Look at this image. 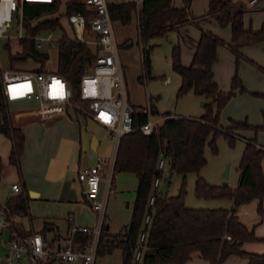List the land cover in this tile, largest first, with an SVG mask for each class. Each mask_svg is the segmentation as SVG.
<instances>
[{"label":"trees","instance_id":"1","mask_svg":"<svg viewBox=\"0 0 264 264\" xmlns=\"http://www.w3.org/2000/svg\"><path fill=\"white\" fill-rule=\"evenodd\" d=\"M190 1L183 0L182 7H175L172 0H140L139 5L133 1L107 4L112 22L118 21L126 25L135 14L138 38L142 43H146L151 38L166 35L169 31H178L183 25L194 24L200 35L190 64L188 66L182 64L178 44L172 46L171 63L173 70L180 77L177 96L191 91L203 96L206 101L203 104L204 112L200 116H169L148 135L138 130L147 116L135 111L133 118L135 129L120 136L116 145L112 172V179L116 172L132 173L137 179L131 221L122 232L115 235L106 233L104 224L102 225L96 257L119 249L121 264H184L190 259L191 253L197 251L209 264H223L224 260L231 255L245 258V264H264V252L254 253L242 249L244 242L264 241V239L258 238L253 229L246 227L235 213L237 206L256 199L257 214L260 217L264 216L262 167L264 146L258 145L255 138L245 143L238 165L239 181L236 187L231 188L227 184L211 185L203 177H196L194 186L196 196L228 198L233 204L231 208H190L184 203L186 194L184 175L188 172H198L205 164V145H209L215 152V141L220 135L232 143L235 136L227 130L231 127L235 130H252L255 134L258 131H264V109L261 111L260 125H251L246 120H232L231 126L225 128L219 121L220 110L230 98L237 91H245L237 74V67L244 59L241 48L264 39V18L259 29L246 28L243 23V5L236 6L233 0H209L208 10L199 17V20L210 17L214 18L220 27H229L231 38L229 42H226L197 23V19L191 15L189 9ZM60 4L61 0H52L50 3L24 2L23 28L27 35L53 31L63 36L57 43V63L51 71L60 74L69 82L73 99L78 100L80 78L86 72L88 65L92 63L96 48L86 43L65 39L66 33L60 23V17L63 14L81 13L87 20L93 15V10L83 0H67L63 14L49 17L58 11ZM262 10L264 12V8ZM86 26L88 27V24ZM18 43L21 47L20 51L9 52V60L21 62L31 59L37 63L33 71H45L47 52L36 48L31 38L19 39ZM8 44L9 41L4 42V47L9 50ZM219 46L227 47L234 57L235 73L231 78L228 91H222L213 78L212 65ZM150 50L151 46H144L141 51V61L145 71L149 70ZM257 67L264 71V68ZM254 94L261 97L264 102V93ZM151 113L155 114L156 111L151 108ZM0 133L10 140L8 161L15 167L18 176H21L20 161L25 137L23 130L12 122L9 102L3 95L1 83ZM161 152L166 157L169 172L175 171L182 175V181L176 195L156 198L148 228L146 249L141 262L133 263L132 252L140 230L152 179L161 174V171L156 168L158 155ZM1 170L0 158V173ZM5 202L16 224V218L28 216V203L24 193L13 195ZM46 231L53 233L51 241H57L60 238L54 234L56 228L45 222L44 229L39 233L46 243L48 242ZM20 233H26V231H20ZM91 237V234L76 232L74 241L83 247L90 242ZM50 262L52 261L47 263Z\"/></svg>","mask_w":264,"mask_h":264},{"label":"rangeland","instance_id":"2","mask_svg":"<svg viewBox=\"0 0 264 264\" xmlns=\"http://www.w3.org/2000/svg\"><path fill=\"white\" fill-rule=\"evenodd\" d=\"M66 0H61L59 9H62ZM107 4L121 3L127 1H133L139 5L140 0H105ZM236 6L243 5V9L255 7L258 0L253 4H248V0H233ZM264 3V2H263ZM172 4L180 6L183 4V0H172ZM209 0H191L190 10L193 17H198L205 14L208 10ZM259 5V4H258ZM259 8H264V4L259 5ZM244 13V12H243ZM262 14L259 11L247 12L243 14L244 27L251 28L253 30L258 29L261 24ZM63 29L66 33H71V27L63 20ZM17 21L12 22L11 28L8 33L9 39L0 40V67L10 69L14 71H33L37 63L31 59L25 61H10L8 58L9 52L15 53L20 51V45L15 39L17 31ZM214 24V28L218 35L224 40L230 38V28H220ZM256 26V27H254ZM112 28L114 31L115 40L118 45V56L123 70L125 88L130 105L134 107H149L156 111L152 114L154 117L169 115L172 113L182 116H200L204 112L203 104L206 99L201 95H196L189 91L180 96H177V90L180 85V77L177 72L172 68L171 63V51L172 46L179 45L180 58L182 64L190 62L192 57V46L190 45V38L197 35L198 32L195 27L190 26L191 29L181 33V37L177 34V31H169L166 35L160 37H154L149 39L146 43H142L138 38V32L136 27V16L132 15L131 21L122 25L118 21L112 22ZM58 33H54L53 37H57ZM179 36V37H178ZM9 41V50L4 47V42ZM144 46H151L149 52V70L145 71L141 61V51ZM40 50L47 52L48 60L45 63V68L52 70L57 63V45L54 41H47L45 45H42ZM13 55V54H12ZM215 73L214 76L218 78L225 77L227 69H230V76L225 79V82L221 88L224 91L230 89V82L233 74L235 73L234 57L225 46H219L216 53ZM184 61L186 63H184ZM258 64L264 66L260 62ZM237 74L241 80L242 85L245 87V91L236 92V94L230 98L226 105L220 110L219 121L222 124H226L229 118L242 119L247 118V122L251 124L261 123L262 117L260 109L263 106V100L257 96L256 91H264V71L259 69L255 64L240 61L237 67ZM224 80V79H223ZM222 82V81H221ZM75 100V99H74ZM77 101V100H75ZM36 105L35 101L20 99L10 101V110H26L33 108ZM72 118H75L73 112H70ZM74 115V116H73ZM78 121L84 127L90 126V120L86 116L78 115ZM232 123H230V127ZM226 128V127H225ZM229 133L235 136L232 143H229L223 136H218L215 141L216 151H212L209 145L204 147L205 164L199 169L198 172H188L184 175L185 181V197L184 203L190 208H231L232 201L228 198H203L195 195L194 186L197 176L203 177L211 185L227 184L229 187L234 188L237 186L239 177V161L245 147V141L243 138L238 137V133L242 130H235L234 128L227 129ZM99 138L102 140H109L110 133L99 127L96 131ZM258 142L264 143V131L257 132ZM111 140V139H110ZM112 151L114 147V141L111 140ZM112 151L110 156L111 159ZM94 152L90 150L89 157L92 159ZM108 162V161H107ZM107 167V163H105ZM182 175L173 171L171 178H169V172H163V179L159 186L161 192L168 191L169 195H176L180 183L182 181ZM169 178V179H168ZM104 182L101 183V188L104 186ZM110 192L105 197V220L104 231L108 234L115 235L124 230L131 221V216L134 207V201L136 198L137 179L134 174L129 172H116L110 183ZM84 205V204H83ZM249 203V206L242 208V215L247 226L253 229L254 234L264 237V216L260 217L257 214V206ZM85 214H82L84 219L92 220L93 225L97 221V215L87 205ZM264 207V202H263ZM23 218V217H22ZM25 218V217H24ZM262 221V222H260ZM24 227H28L27 220H23ZM33 228L35 230H43L44 224L42 221L33 220ZM8 233L7 231H5ZM4 232V233H5ZM3 235V234H2ZM46 237L48 239L47 245L49 248L56 246V241H51L52 232L46 231ZM262 247L259 253L264 252V241H248ZM245 258L240 256H234L230 258L227 264H241ZM121 251L114 249L110 253L97 256L95 258V264H121ZM22 264H29L27 261H22ZM43 264H66L58 260H54L50 263ZM69 264H79L78 262Z\"/></svg>","mask_w":264,"mask_h":264},{"label":"built area","instance_id":"3","mask_svg":"<svg viewBox=\"0 0 264 264\" xmlns=\"http://www.w3.org/2000/svg\"><path fill=\"white\" fill-rule=\"evenodd\" d=\"M26 1L52 2V0H0V40L10 38L8 31L12 22L16 20L15 39L17 41L22 38H31L38 49L47 41H54L57 45L63 36L58 34L57 37H53L55 33L53 31L37 35L25 34L23 10ZM256 1L248 0L247 3L253 4ZM83 2L93 10V15L87 20L81 13L69 15L62 13L63 19L71 27V33L65 32V39L86 43L96 48L92 63L88 65L86 72L80 78L78 100L73 99L69 82L60 74L50 70L20 72L0 67V83L5 99L8 102L20 99L35 101L36 105L32 109L15 112V117L27 115L43 122L68 112L86 116L104 127L110 133V139L116 144L121 135L135 129L133 118L135 111H138L147 116L138 130L145 135L151 134L155 127L170 115L154 117L149 107L135 109L130 105L107 3L105 0H83ZM113 159L98 157L89 168L76 171V180L84 183L82 194L90 209L97 215V221L90 226L69 223L61 245L49 248L42 235L36 231L20 233L14 218L10 216L8 205L5 201H0V233L8 232L5 240L6 253L0 257V264H22V261H27L29 264H43L54 260L66 264L74 262L94 264L98 237L104 224L105 197H99V190L101 183L104 182L106 194L110 191ZM156 168L161 171V174L152 179L140 230L132 252L133 263L141 262L146 249L148 228L156 198L169 195L168 191L163 193L159 190L163 172H169L166 157L162 152L158 155ZM172 174L169 172V178ZM10 189L13 193L20 192L17 182H13ZM76 232L91 234L90 242L83 247L80 246L74 241Z\"/></svg>","mask_w":264,"mask_h":264},{"label":"crops","instance_id":"4","mask_svg":"<svg viewBox=\"0 0 264 264\" xmlns=\"http://www.w3.org/2000/svg\"><path fill=\"white\" fill-rule=\"evenodd\" d=\"M263 2L264 0H258V3L255 7L244 9V13L245 11L247 12L259 11L262 14L261 17L262 19L261 23H262L264 18V12L262 8H259V5L264 4ZM173 5L175 7L183 6V4L180 6H177L175 4ZM64 11H65V3L62 9H58V11L55 14H52L49 17H55L57 15L64 13ZM199 17L200 16L195 18L197 19L196 20L197 23L203 29L209 30L218 37H220L214 28V24L212 25V23L218 25L214 18L209 17L203 20H199ZM61 19H63L62 15L60 17V23L63 26ZM63 20L65 21V19ZM190 26L195 27L198 32V34L190 38L189 41L190 45L192 46V53H194L200 35L198 28L194 24H186L178 29L177 34H179V36L181 37V33L184 34V32L188 31V29H191ZM255 30L257 29L255 28ZM220 38L223 39L222 37ZM230 38H231V33H230ZM230 38L227 41L224 39L223 40L229 42ZM226 49L228 50L227 47ZM241 53L244 56V59H242L241 61H247V62L252 61L253 64H255L256 66H260L264 68V66L257 63L260 62L261 64H264V39L256 44L242 47ZM190 62L184 65L188 66ZM215 62L216 60L212 65L213 78L214 81L217 83L218 87L222 91H224V89L221 88V86L223 85L222 83H224L225 79L230 76L231 71L230 69H227V73L225 77L221 78L220 80V78L214 76L216 69ZM184 63L186 62L184 61ZM45 69L49 70L48 68ZM223 87L225 86L223 85ZM256 93H264V91L262 92L256 91ZM263 109H264V104L260 109V113ZM18 111H23V110H10V115L13 124L19 126L23 130L25 137L24 150L20 161L21 176H18L15 167L12 164H10L8 161L10 147H11L10 140L2 133H0V158L2 160V170L0 173V201H5L7 198L18 194V193H13L10 189L11 184L13 182H17L20 186L19 193H24L26 195L27 203H28V216H26L25 218L24 217L16 218L18 229L23 232L25 231L39 232L40 230H35L33 228L32 225L33 220L42 221L43 224L45 222L50 223L53 225V227L56 228V232L54 234L60 237L59 238L60 240L57 239L56 245H61L63 243V239H64L63 237L65 235L69 223L75 225H88V226H90L89 224L92 223L91 219L90 220L84 219L82 215L87 213L86 212L87 208L84 207V205L89 206V204L82 194V190L84 189L85 185L83 182H77V180L74 179V173H76V171H82L89 168L96 162L98 157L109 159L108 157L110 156L112 151V146L110 143L111 140L110 139L102 140L101 138H99V136L95 131L99 127L103 129L105 128L96 124L90 119H89L90 126L84 127L81 123H79L77 119L78 118L77 114H74L75 118H72L71 117L72 114L68 112L65 115L54 116L48 120L41 122L35 117L27 116V115H19L15 117L14 113ZM169 115L182 116L175 113ZM184 117H197V116H184ZM232 120L247 121V118L243 117L242 119H236V120L229 118L226 124H222L221 122L220 124L223 127H227L230 125ZM260 124L261 123L251 124V125H260ZM257 134L258 133L255 134L252 130H242L238 133V137L243 138L245 142L255 138L258 145L264 146V143L258 142ZM92 137H95L97 141L95 149L91 148ZM116 145L117 144L114 143L111 159L114 158ZM90 150L94 152L92 159H90L89 157ZM262 167L264 172V159L262 161ZM238 181H239V177H238ZM29 191L35 192L36 196L31 197L29 195ZM107 194H106L105 185L102 188L100 187L99 197L104 198V196H106ZM105 203H106V199H105ZM249 203L252 204V206H254L253 204L257 206V200L254 199L248 203L237 206L235 212L239 220L246 227H248L247 226L248 222L246 223V221L243 218H241L242 215L241 209L244 208V206H249ZM25 219L28 222V227L26 228L24 227L23 224V220ZM104 220H105V214H104ZM4 232L5 231L0 233V257L5 255L6 253L5 240L7 239L8 233L6 232L4 233ZM259 238L264 239L263 236H259ZM261 248H262L261 246L257 247V245L248 242H244L242 244V249L247 252L259 253V251H262ZM234 256L237 255L228 256L224 260L223 264H227L228 260ZM239 262H241V264H245L246 259ZM184 264H209V263L208 261L204 260L201 257L199 252L194 251L191 253L190 259H188Z\"/></svg>","mask_w":264,"mask_h":264},{"label":"water","instance_id":"5","mask_svg":"<svg viewBox=\"0 0 264 264\" xmlns=\"http://www.w3.org/2000/svg\"><path fill=\"white\" fill-rule=\"evenodd\" d=\"M96 144H97L96 138L95 137H92V139H91V148L92 149H95ZM74 179H76V173H74ZM29 195L31 197H34V196H36V193L33 192V191H29Z\"/></svg>","mask_w":264,"mask_h":264},{"label":"bare ground","instance_id":"6","mask_svg":"<svg viewBox=\"0 0 264 264\" xmlns=\"http://www.w3.org/2000/svg\"><path fill=\"white\" fill-rule=\"evenodd\" d=\"M38 1H46V0H38Z\"/></svg>","mask_w":264,"mask_h":264}]
</instances>
